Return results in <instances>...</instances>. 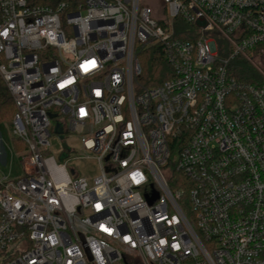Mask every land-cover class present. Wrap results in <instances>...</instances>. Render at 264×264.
<instances>
[{"label":"built area","instance_id":"1","mask_svg":"<svg viewBox=\"0 0 264 264\" xmlns=\"http://www.w3.org/2000/svg\"><path fill=\"white\" fill-rule=\"evenodd\" d=\"M162 3L156 17L141 0H0L25 145L23 174L0 179V264H264V0ZM149 46L172 76L142 87ZM236 57L259 77L233 76ZM86 158L96 174L73 164Z\"/></svg>","mask_w":264,"mask_h":264},{"label":"trees","instance_id":"2","mask_svg":"<svg viewBox=\"0 0 264 264\" xmlns=\"http://www.w3.org/2000/svg\"><path fill=\"white\" fill-rule=\"evenodd\" d=\"M177 19L178 33L182 39H195L193 35V27L187 25L180 18ZM190 34H189V33ZM139 61L141 65V73L137 77V83L142 87H151L162 84L172 76V71L169 63L161 49L157 46H149L139 53ZM230 73L241 80H255L259 77L257 70L253 65L244 58L236 57L229 63ZM14 103L5 86V83L0 78V123L6 122L10 130L12 117L14 114ZM14 145H20L21 149L25 147L23 142L11 135ZM172 186V185H171Z\"/></svg>","mask_w":264,"mask_h":264},{"label":"rangeland","instance_id":"3","mask_svg":"<svg viewBox=\"0 0 264 264\" xmlns=\"http://www.w3.org/2000/svg\"><path fill=\"white\" fill-rule=\"evenodd\" d=\"M142 3L150 5L156 17L159 15L165 14L167 16L168 10L163 9L162 0H141ZM256 55L257 63L259 66L264 69V46H258L253 51ZM66 141L71 145L78 147V142L76 138L71 134H66ZM62 142L55 135L52 134L50 138V150L52 153H56L57 150L61 147ZM24 149V148H23ZM20 145H14V142L11 138L9 128L6 122L0 123V179L5 181L12 180L14 178L20 177L23 174V169L20 164V159L18 154L21 150ZM73 164L78 168L81 174L88 176L94 175L97 172V166L92 159H79Z\"/></svg>","mask_w":264,"mask_h":264},{"label":"water","instance_id":"4","mask_svg":"<svg viewBox=\"0 0 264 264\" xmlns=\"http://www.w3.org/2000/svg\"><path fill=\"white\" fill-rule=\"evenodd\" d=\"M54 132H55L56 134H58V137H59L60 139L63 138L62 128H61L60 124H56V125H55V127H54ZM62 147L65 148V149H68V146H67L65 143L62 144ZM64 156H65V154H62V156H61L60 159H62ZM156 197H157V194H155L153 197L149 198V202L151 203Z\"/></svg>","mask_w":264,"mask_h":264}]
</instances>
